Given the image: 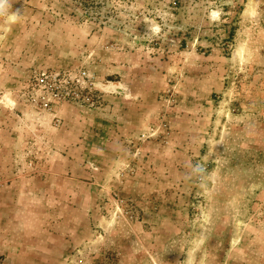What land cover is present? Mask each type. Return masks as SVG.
I'll use <instances>...</instances> for the list:
<instances>
[{"label": "rangeland", "instance_id": "rangeland-1", "mask_svg": "<svg viewBox=\"0 0 264 264\" xmlns=\"http://www.w3.org/2000/svg\"><path fill=\"white\" fill-rule=\"evenodd\" d=\"M3 188L80 244L0 264H264V0H0Z\"/></svg>", "mask_w": 264, "mask_h": 264}, {"label": "crops", "instance_id": "crops-1", "mask_svg": "<svg viewBox=\"0 0 264 264\" xmlns=\"http://www.w3.org/2000/svg\"><path fill=\"white\" fill-rule=\"evenodd\" d=\"M30 66L21 63L20 67L14 66L13 69L15 72L22 68L28 70ZM4 188L0 191V232L4 236L2 244L7 256L31 257L37 263L61 262L63 255L53 252L54 246H74L75 242L79 243V236L68 240L69 229L65 233L62 227L57 229L60 225H54L52 220L57 209L48 199L41 201L36 195L35 200H21L19 204L16 192L9 190L8 193ZM32 246L34 248L29 249Z\"/></svg>", "mask_w": 264, "mask_h": 264}, {"label": "built area", "instance_id": "built-area-1", "mask_svg": "<svg viewBox=\"0 0 264 264\" xmlns=\"http://www.w3.org/2000/svg\"><path fill=\"white\" fill-rule=\"evenodd\" d=\"M55 76L56 75H53V74H43L42 75V77H41V80H40V82L41 83H46V81H48V79H50V78H55ZM87 76V74L86 73H83L82 74V77L84 78V77H86ZM33 165L32 164H30V168L32 167ZM0 240H1V236H0Z\"/></svg>", "mask_w": 264, "mask_h": 264}]
</instances>
